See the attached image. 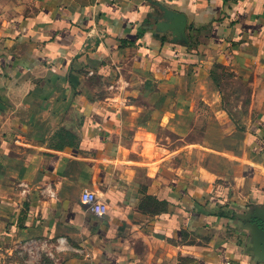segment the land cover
<instances>
[{
  "label": "crops",
  "instance_id": "1",
  "mask_svg": "<svg viewBox=\"0 0 264 264\" xmlns=\"http://www.w3.org/2000/svg\"><path fill=\"white\" fill-rule=\"evenodd\" d=\"M216 67L249 93L228 169L133 160L149 104L225 119ZM33 238L68 264H264V0H0V264Z\"/></svg>",
  "mask_w": 264,
  "mask_h": 264
},
{
  "label": "rangeland",
  "instance_id": "2",
  "mask_svg": "<svg viewBox=\"0 0 264 264\" xmlns=\"http://www.w3.org/2000/svg\"><path fill=\"white\" fill-rule=\"evenodd\" d=\"M215 78L222 77L219 85L223 100L220 112L225 111L226 117L223 120L217 119L214 115L212 105L197 104L194 107L192 119L185 115L184 111H179L178 119L170 122L164 120L163 112L158 113L153 118V105L145 108L143 123L139 128L135 126L137 136H129L127 139L129 145H137L135 151H132V159L137 162L155 163L162 165L167 171L168 168L178 167H200L202 165L222 168L227 170L229 157L233 150L240 147L246 128L243 116L246 112V105L243 103L248 91L243 88L241 78L235 79L234 76L226 73L222 67H216ZM149 87L143 90H148ZM214 107V106H213ZM179 108V106H178ZM211 108V109H210ZM210 112L209 114H206ZM206 117H209L206 119ZM185 147H188L185 150ZM185 150V151H184ZM161 163V164H160ZM191 164V165H190ZM164 170V169H163ZM34 242L28 239V244H24V249L17 256L19 259L28 260L30 264H68L74 256V250L69 246L66 240L54 242V244H42L37 238ZM11 257H15L14 249H10Z\"/></svg>",
  "mask_w": 264,
  "mask_h": 264
},
{
  "label": "built area",
  "instance_id": "3",
  "mask_svg": "<svg viewBox=\"0 0 264 264\" xmlns=\"http://www.w3.org/2000/svg\"><path fill=\"white\" fill-rule=\"evenodd\" d=\"M81 200L89 208V210H91L95 215L99 217H103L108 213L109 208L107 204L104 203L103 200L98 198L95 193L89 190H85L83 192Z\"/></svg>",
  "mask_w": 264,
  "mask_h": 264
}]
</instances>
